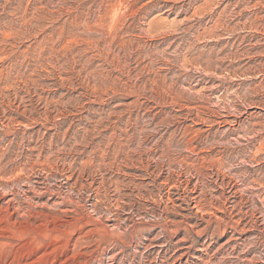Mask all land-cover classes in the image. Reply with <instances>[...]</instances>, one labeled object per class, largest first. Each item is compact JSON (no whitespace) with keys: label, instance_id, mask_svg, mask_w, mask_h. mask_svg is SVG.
I'll return each mask as SVG.
<instances>
[{"label":"rangeland","instance_id":"1","mask_svg":"<svg viewBox=\"0 0 264 264\" xmlns=\"http://www.w3.org/2000/svg\"><path fill=\"white\" fill-rule=\"evenodd\" d=\"M0 264H264V0H0Z\"/></svg>","mask_w":264,"mask_h":264}]
</instances>
